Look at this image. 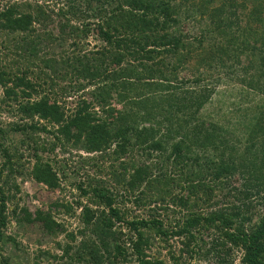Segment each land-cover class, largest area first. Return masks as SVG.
Wrapping results in <instances>:
<instances>
[{
  "label": "trees",
  "instance_id": "trees-1",
  "mask_svg": "<svg viewBox=\"0 0 264 264\" xmlns=\"http://www.w3.org/2000/svg\"><path fill=\"white\" fill-rule=\"evenodd\" d=\"M214 1L201 0L197 5L200 16L207 12L212 19L203 35L211 40L223 35L214 43L222 51L228 45L249 50L243 69L252 71L237 80L264 98V17L257 18L259 35L254 37L258 29L237 22L233 29L232 24L220 25L214 18L235 0L209 9ZM65 2L0 0V110L15 114L11 130L23 135L18 140L22 148L4 143L6 131L0 120V249L8 214L47 235L63 230L51 210L61 208L66 213L70 204L59 198L33 213L25 208L15 212L16 203L11 210L7 208L10 192L18 191L16 176H26L48 191L69 193L74 188L84 195L88 202L82 205L80 218L85 225L107 213L105 224L93 229L106 252L102 257L97 246L92 247L97 264H125L119 259L127 248L116 243L115 230L110 229L113 222L123 223L132 232L126 240L134 264H162L147 252L159 245L166 248V258L173 264H193L190 258L201 253L213 264H264V100L254 105L255 112L246 122L242 120L248 146L237 153L240 139L231 128L197 116L210 99V83L194 77V87L185 88L189 76L174 84L164 78L183 67L191 49L187 35L175 30L181 22L178 15L186 14L188 0ZM250 12L254 14L256 8ZM236 30L243 36L238 37ZM89 35L94 42L86 49ZM65 41L69 50L58 55L47 50L54 42L62 47ZM233 61H239L237 56ZM63 79L68 86H58ZM83 79L94 87H81ZM78 92L72 105L66 106L65 98ZM41 133L50 140H39ZM56 147L71 156L69 163L77 156L75 164L90 161L96 172L100 168L91 161L93 156L74 155L70 149L118 160V172L112 161L108 163L114 186L108 188L104 179L89 175L90 168L83 180L65 184L66 168H56L52 155L42 156ZM129 148L144 159L136 163L130 159L128 165L124 159L131 157ZM22 150L24 158L31 159L26 168L20 162ZM234 173L239 177L230 184ZM174 188L178 193H172ZM222 188L221 196L233 193L239 201L233 204L234 212L212 200L214 191ZM254 198L263 201L262 213L253 205ZM125 199L137 212L133 209L129 214ZM93 202L102 209L91 208ZM200 204L212 208L201 213ZM168 211L178 216L170 218ZM211 227L216 233L210 247H198L200 230ZM171 239L180 245L178 255ZM234 250L240 251L237 258L232 256ZM180 254L187 255L182 262ZM0 264H7L1 255Z\"/></svg>",
  "mask_w": 264,
  "mask_h": 264
},
{
  "label": "rangeland",
  "instance_id": "rangeland-1",
  "mask_svg": "<svg viewBox=\"0 0 264 264\" xmlns=\"http://www.w3.org/2000/svg\"><path fill=\"white\" fill-rule=\"evenodd\" d=\"M75 2L78 0H74ZM82 1V0H80ZM201 0H188L187 2V11L184 16V13H180L178 18L181 22L178 26L175 27L176 32L180 34H186L188 39L187 41L191 42V49L189 54H187L186 61L181 69L175 71V75L166 74V81L171 82V84L178 83L180 80H185L186 76H189V81H186L185 88L187 86L189 88L194 87V83H192V79L194 77H199L200 79L204 78L205 81L210 83V87H212V92L210 95V99L206 102L202 108L198 111L197 116L203 117L207 121H213L221 124V126H226L231 128L236 135H238V142L240 146L238 147L237 153L241 152L245 146H248L244 141V130H241L242 127L240 124L242 120L246 122L252 113L255 112L254 105L260 104L262 100H264L263 95H260L256 91L248 89L243 82L238 81V78L246 77L248 73L252 71V69H243V66L246 64L247 55L249 50L239 48L241 46L234 47L226 46L224 50H220L218 44L216 46L214 43L219 42L220 38H223V35L218 34L217 37H212V40L208 38L207 34L203 35V28L210 22V18H208L207 12L200 16L198 13L197 5ZM222 1L224 0H215L213 5L210 3L207 7L209 9L218 8L219 5H222ZM58 5L65 4V0H56ZM180 5V11H183L182 4L178 1ZM185 6V5H184ZM261 6H264V1L260 0H235L234 4L229 6H223L224 11L218 14L216 20L220 25L232 24L233 29L237 24H244L253 28H256V20L261 16L264 17V10ZM255 7L256 12L253 14L250 10ZM201 10L203 7H200ZM54 9V7L52 8ZM215 9V11H216ZM214 11V12H215ZM250 12V14L248 13ZM213 13V12H212ZM258 15V16H257ZM184 18L182 19V17ZM53 18L56 17L53 15ZM210 19V20H209ZM71 24H77L76 21L70 20ZM224 28V27H223ZM243 29L242 27H240ZM227 30V28H225ZM232 29V28H231ZM238 37H242L240 30H236ZM244 33L245 30L243 29ZM259 29L256 30V34L254 37H258ZM92 35L88 36L89 44L86 49L91 47V44L94 42ZM223 36V37H222ZM69 40V39H68ZM200 40V42H197ZM250 40L253 38L250 37ZM68 41H65L62 47H56V42H54L47 50L51 52V54H59L62 50L68 49L67 46ZM238 43V42H236ZM230 44V43H229ZM229 55V57L226 56ZM184 55V57H186ZM233 56H237L239 61H233ZM251 59V58H249ZM246 74V75H245ZM203 81V79H202ZM202 81H199L198 84H203ZM68 81L66 79L59 80L58 86H68ZM81 87H86L88 90H91L94 85L92 83H85V80H80ZM205 83V82H204ZM71 84V83H69ZM71 87V86H69ZM67 89V88H66ZM259 92V91H258ZM81 94L80 92L74 93L71 98H65V105L69 107L72 105V102L75 100L76 96ZM95 110H99L98 107H94ZM244 111V115L241 113ZM245 112L247 114L245 115ZM178 114V113H177ZM244 118V119H243ZM0 120L4 122L3 129L6 131V139L4 143L8 145L14 144L20 148L23 147L18 140L23 137L22 134H19L17 131L11 130V122L15 120V114L9 113L8 111L0 110ZM232 125V126H231ZM43 140L45 143L50 140L48 135L40 134L39 140ZM20 145V146H19ZM245 145V146H244ZM61 147H56L53 152L50 154L48 152L42 153V156H51L56 161V168H66L67 177L65 184H69L68 182H72L75 180H83L84 176L89 169V175H93L96 178H102L105 181V185L108 188L114 186V181L112 180L110 174V167L108 163L112 161L105 155H97V153L85 154L83 151H74L70 149L72 154L74 155H87L89 157L93 156L94 158L91 160L95 164H97L100 168V171H94L92 162H81L77 161L74 163L75 158H73V162L69 163L71 160V156L69 154H65L61 152ZM257 149V148H256ZM131 157L126 158L124 160L128 161V165L130 164V159L136 163L144 158L139 155L138 152H135V149L129 148ZM146 151V149H145ZM25 150H22V159L20 162L23 163L24 167L29 166L31 159L28 157L24 158ZM68 159V160H67ZM118 161V160H117ZM117 161L113 159V164L116 172L120 169L117 166ZM90 164V167L89 165ZM54 166V167H55ZM129 170L132 168L129 167ZM264 172V169H263ZM239 177L238 173H234V175L229 179V183L232 184ZM83 178V179H82ZM16 184L18 186L17 192H10L12 197H9L7 205L8 209H12L15 207L16 210L19 208H25L30 213H33L34 210L38 207H46L48 202L53 199L59 198L60 200H64L67 203L69 202L70 208L65 213L60 208L59 210H51V215L55 220L59 222L60 227L63 230H56L55 233H51L47 235L45 232H41L38 230V227H35L31 224H26L25 222H18L17 219L11 214H8V224L7 228L4 231L3 236L1 237V249L0 255L7 259V264H97L94 262V254H91L92 247H96L98 254L100 256L106 255V252L100 246L98 239L96 238V233L93 232V229H96L97 226L104 225L107 217V213L104 212V217L96 220L90 224H84L80 218L81 215V207L83 204H87L88 199L79 194L74 188L71 189V192H59L57 190L51 191L47 190L44 185H40L34 183L26 176H16ZM67 186V185H66ZM66 189V188H65ZM67 190V189H66ZM212 200L216 202L215 204H219L220 207L226 209L227 211L234 212V206L239 203V201L235 200L233 193L227 197L221 196V193L224 192V189H216L214 191ZM172 193H178L177 188L172 190ZM184 194V192H182ZM234 194H236L234 192ZM12 198V199H11ZM222 199V200H221ZM256 202V203H255ZM261 202V204H259ZM263 201H259V199L254 198V204H257L256 210L259 213L263 212ZM45 205V206H44ZM130 203L125 199V207L128 208L130 213L133 212L131 210L132 207H129ZM91 208H95L96 211H100L102 209L101 205H97L93 203H89ZM170 208H174V211L180 210L178 206H169ZM217 207V206H215ZM213 207V208H215ZM122 208V207H120ZM199 208L201 209V213H206L212 207H207V205L200 204ZM137 212V209H134ZM133 210V211H134ZM169 212V211H168ZM175 214L169 212V217L172 218ZM178 216V215H175ZM128 217V215H127ZM129 218V217H128ZM101 220V221H100ZM114 221V220H113ZM111 230H115L114 237H116V243L122 242L124 247H126V253L123 259H119V262H123L125 264H134L132 261V257L130 254V249L127 244L128 236H132V232L127 229V227L123 223L113 222L110 227ZM213 228L211 227L209 230L203 231L200 230V234H202V243H198V247L209 248V243L211 238L214 236L216 232H213ZM174 240H170L171 248H174L175 255H178V245L179 243L174 242ZM198 242H201L199 239H196ZM111 244V243H110ZM112 246V245H111ZM162 246V245H161ZM66 249V251H65ZM166 248L157 246H150L147 250L149 257L152 256L161 259L162 264H173L169 259L166 258V254L164 253ZM97 253V252H96ZM214 254V250L211 249V255ZM240 255V251L234 250L232 253L233 258H237ZM179 262H182L183 258L187 255H179ZM191 259L193 264H213L214 260L210 259L209 256H205V254L198 255L195 254Z\"/></svg>",
  "mask_w": 264,
  "mask_h": 264
}]
</instances>
